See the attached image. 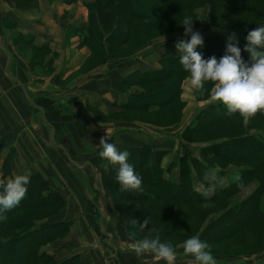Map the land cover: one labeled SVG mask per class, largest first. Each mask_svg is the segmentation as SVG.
<instances>
[{
	"label": "trees",
	"instance_id": "1",
	"mask_svg": "<svg viewBox=\"0 0 264 264\" xmlns=\"http://www.w3.org/2000/svg\"><path fill=\"white\" fill-rule=\"evenodd\" d=\"M141 5L140 0H94L85 5L88 21L80 34L79 46L87 47L90 54L83 71L106 58L132 54L163 35L185 31L181 24L186 16L192 18L193 28L196 27L200 19L198 10L205 7L208 25L217 32L203 36V47L197 51L204 59L215 56L219 60L228 43L224 33L238 31L233 43L241 49L242 59L250 64V55L244 51L246 36L264 26V0H149V10ZM75 32L71 30L69 34ZM124 47L127 51L121 53L119 49ZM175 53L161 52L159 67L136 69L121 77L126 101L120 105L122 112L107 118L118 119L115 116L121 115L120 119L134 122L129 114L137 113L150 118L149 122L134 119L138 123L158 127L179 124L186 105L182 84L189 74L179 63L180 53ZM43 58L34 55L31 61ZM212 87L206 82L202 92L194 91L195 99L208 100ZM65 99L69 102L72 97ZM101 119L105 121L106 116ZM180 136L185 142L184 154H179L166 170L161 167L167 155L165 150H154L148 144L117 148L129 152V163L142 177L140 192L120 191L115 169L109 166L105 170L107 161L98 151L97 160L107 175L109 195L128 234L142 230L140 239L158 235L161 242L169 241L175 250L194 235L210 246L231 243L238 249L234 253L211 249L217 260L232 261L252 253L251 250L264 248V114L250 119L239 114L229 116L221 104L213 102L199 111ZM203 141L208 144L195 149L198 155H189V146ZM15 156V149L10 148L2 160L0 179L11 174V160ZM172 168L176 169V181L165 176ZM213 173L215 180L211 178ZM26 175L30 179L26 197L4 214L7 219L0 220V264H53V256L41 253L40 249L66 236L72 222L59 220L65 206L62 194L39 172ZM236 176L241 178L243 187L238 186ZM223 177L228 178V183L221 187L219 180ZM195 183L211 189V193L197 192ZM250 187L252 191L238 198ZM211 214L214 216L201 227ZM148 218V226L142 229L140 225ZM153 228L155 232L151 231ZM131 239L138 240L133 236ZM58 264L80 263L74 255Z\"/></svg>",
	"mask_w": 264,
	"mask_h": 264
},
{
	"label": "crops",
	"instance_id": "2",
	"mask_svg": "<svg viewBox=\"0 0 264 264\" xmlns=\"http://www.w3.org/2000/svg\"><path fill=\"white\" fill-rule=\"evenodd\" d=\"M93 1L0 0V178L2 160L10 148L15 149L16 156L11 160V174L4 180L15 176L18 153L27 149V147L23 146V143H27L28 139L23 141L21 136L28 137L32 135L26 128V125H32V121L35 119L29 108L33 101L27 97V93L34 97V87L42 90L41 94L44 97H42L40 102H42L43 107L48 105V102L52 103L50 108L48 106V109H52L53 115L60 120L61 112L56 111L55 104L61 105L62 98H65L66 94L63 91L67 88L65 79L70 80L72 77V72L70 71L62 74L60 72L62 68L60 67L71 58L70 56H82L79 64L75 66V69L80 71L82 81H79L78 85L73 81L72 87H68V90L72 89L71 91L75 93L70 94V97L74 96L80 102L83 97L82 99L86 102L85 106H83L84 115L91 114L96 125L100 123L97 115L100 112V114L104 113L103 116H106L108 124L115 126V124H136V122H126L123 119L107 118L110 114L122 112L120 105L126 101V96L122 93L120 87V78L136 69L151 70L159 67L157 61L161 52L173 50L176 52L175 54L178 53L175 48L177 40L172 43H163V40L174 38L173 35H166L152 40L148 45L137 49L132 54H126L119 58H106L83 71V66L90 51L85 46L80 47L79 41L80 34L83 28L87 26L88 21L85 5ZM202 16L198 24H201L202 19L205 21L204 23H208L207 17L204 15L202 18ZM71 30L77 32L69 34ZM176 36L190 40L189 37L184 36V33ZM34 55H43L44 58L41 59L42 61L40 59L31 61ZM64 56L68 57L64 58ZM104 62L106 69L97 71L98 68H102ZM114 62L118 65L114 66ZM48 71H50L49 76H44L43 74ZM37 73L41 74V77ZM37 76L39 79L36 78ZM184 86L191 90V98L195 103L204 104V106L208 105V100L211 97L206 101H197L188 79L182 84V93ZM55 88H57V91H54L56 93L54 96H57V98L50 99L51 97L48 96L51 95L48 93L51 90H55ZM74 97H72V100H75ZM204 106L201 107L203 108ZM201 109L198 110L196 115ZM186 112L187 103L183 109L180 123L173 126L158 127L147 123H138L147 127L149 134L153 135L145 139L141 144H148L154 150H165L167 152L161 163V167L164 170L176 158L173 156L174 158L170 159L175 145L166 142L161 145L158 141L161 140L160 136L164 134L168 136L175 128L186 126L193 122L195 117L186 125L183 123ZM40 113H43L42 109ZM47 117H49V114H47ZM75 117L76 120H79V114H76ZM154 130L157 131V134L152 133ZM162 130L168 132H162ZM180 134L181 131L178 137L185 144ZM29 138L32 143L33 136ZM174 138L177 137L174 136ZM31 147L28 151H30ZM29 157L27 155L20 156V160L25 159V165H32ZM29 172L33 171H25L24 175ZM41 175L64 197L65 206L59 220L72 222V226L66 236L40 249L41 253L53 256V264H58L74 255L78 256L80 264H142L141 255H136L132 250V245L135 241L128 243L122 235L120 228L125 226V221L116 209L112 207V200L109 194L104 192V195H107L111 201L110 211L113 212L114 209L118 213V219L123 221V225L119 223L120 228L118 229L112 228L109 217L102 212L100 207L95 206L98 203L96 200L99 198L97 196L99 193L92 186V181L88 182L84 179L83 182L78 181L75 183L71 181L73 186L69 187V189L71 188L70 190H65L58 188L49 178L43 174ZM166 175L167 173H165ZM168 175L171 176L173 181L177 180L175 168H172ZM173 175L174 177H172ZM225 179L228 180V178ZM245 192L242 193V197L246 196L244 195ZM85 204L89 205V209L82 207ZM99 226L102 228H99ZM105 226L106 228H103ZM115 230L117 236L113 234ZM182 248L183 244L179 249ZM186 263L195 264L192 259L186 261Z\"/></svg>",
	"mask_w": 264,
	"mask_h": 264
},
{
	"label": "rangeland",
	"instance_id": "3",
	"mask_svg": "<svg viewBox=\"0 0 264 264\" xmlns=\"http://www.w3.org/2000/svg\"><path fill=\"white\" fill-rule=\"evenodd\" d=\"M141 6L144 7L145 10H149V0H140ZM208 9L207 7L203 9L198 10V14L202 18L204 15L207 17ZM205 21L202 19L201 24H197L196 27L193 28L194 31L199 32L202 36L211 35L217 32L214 28L209 27L208 23H204ZM255 28V27H253ZM168 30V29H165ZM184 33L183 32H175L170 33L166 35H173L174 38H168L166 40H163L164 42H174L178 39H182L180 35ZM235 33V36H238V31H226L224 34H227L225 36V39L228 40L229 36L231 34ZM223 34V33H219ZM163 35V36H166ZM190 38V37H189ZM161 43V42H160ZM159 43V44H160ZM131 50V49H130ZM119 51L121 53H124L127 51V48H120ZM70 56V55H68ZM64 56V58L68 57ZM71 58L67 61H65L64 65L61 66V73L65 74L66 72L70 71L72 72L71 79H65L66 82V90L63 91L65 94V97H69L70 94H75L73 91L68 90V87H72L73 81L75 83H79V81H82V77L80 76V71L75 69V66L79 64V61L81 60L80 55L78 56H70ZM74 57V58H73ZM73 58V59H72ZM72 59V62H71ZM70 61V62H69ZM102 62V61H101ZM66 64V66H65ZM118 65L116 62H114V66ZM100 67V66H99ZM109 67V66H108ZM58 68V70H60ZM105 70V62L102 64V68H98L97 71ZM109 69V68H108ZM96 71V72H97ZM50 71L44 73L43 75L49 76ZM54 73V72H53ZM39 77H41V74L37 73ZM36 77L39 79V77ZM78 85V84H77ZM192 89V87H191ZM54 91H57V88L55 90H51L48 94H50V99L57 98V96H54L56 93ZM62 92V94H64ZM42 93V90L39 88L34 87L33 95L26 94L28 98H31V105L29 108L32 111V115L35 119L32 121V125H26L28 132L32 135L27 136H21V140L24 141V139H28L27 143H23V146L27 147L24 152L18 153V161H16V167H15V175H24L25 171H33V172H39L49 178L51 182L60 189L70 190L69 187L73 186L71 181H74L75 183L78 181H82L83 179L85 181H92L93 187L96 188V191L99 193L97 198L95 206H98L102 209V212L106 214V216L109 217L110 224L112 228L118 229L120 228L119 223H122L123 221L119 220L117 216V212L110 211L111 203L109 197L107 195H104V192L106 194H109V190L107 187V175L105 174L100 161L97 160V154L99 149V142L102 137H107L106 142L108 143H114L117 148L121 146H132V145H138L141 144L145 139L150 138L153 136L152 134H149V131L147 127L139 125L137 120H144V121H150L149 116L145 114H137V113H130V118L134 122H137L136 124H130V125H122V124H115V126H112L111 124H108L105 121L101 119L102 115L104 113L100 114V112L97 113L100 119V123L96 125L95 121L92 119L91 114L84 115V107L86 102L84 99L81 98L80 100H77L76 97L75 100H67L65 98H62L63 101L60 104H55L56 111H60V120L53 115V110L48 109L51 107L52 103H47L45 107H43L42 97H44ZM183 99L187 103V112L185 116V120L183 123L185 125L192 121V119L196 116V113L199 109H201V106H204V104H197L195 103L191 98V90L186 88L184 86L183 88ZM69 95V96H68ZM53 97V98H52ZM212 99L208 100L209 103H213ZM41 109L43 110V113L41 112ZM84 110V111H83ZM49 111V112H48ZM47 114H49V117H47ZM79 114V120H76L75 115ZM39 117V118H38ZM121 115H116L115 118H118L119 120ZM91 120H90V119ZM25 121V120H24ZM94 121V122H93ZM102 123V124H101ZM120 123V122H115ZM193 123V122H192ZM33 126V127H32ZM187 126V125H186ZM186 126H180L177 127L171 132L168 136L164 134L163 136H160L159 144L163 145L165 142L169 144H174L175 148L174 151H172V157H177L179 154L182 153L183 150H185L183 146H185L184 143L181 142V140L178 137V134L180 133L181 129ZM81 129V130H79ZM162 132H168L166 130H162ZM153 134H157V131H153ZM161 135V134H160ZM33 136V142L31 143V140L29 137ZM176 136L177 138H174ZM4 138V137H3ZM22 143V142H21ZM195 145H192V147L189 146V155L197 156L198 152L195 150L199 146H205L208 143L207 142H197L194 143ZM32 145V147H31ZM194 146V147H193ZM31 147L30 151L29 148ZM193 149V150H192ZM174 154V155H173ZM30 156V162L32 165H25V159L20 160V156ZM173 157V158H174ZM231 172H234L235 170L231 169ZM229 173V170H228ZM171 178V176L166 175ZM174 177V175L172 176ZM226 177H223L219 180V184L221 187H224L227 185L228 180L225 179ZM172 179V178H171ZM227 180V181H225ZM81 183V182H80ZM195 190L197 192H201L203 194H209L211 193V189L204 188L199 183H195L194 185ZM246 192L244 195H247L250 191H252V188L250 187L248 190H245ZM243 193V192H242ZM241 193V194H242ZM243 196L240 195L238 198H241ZM94 203V201H93ZM111 203V204H110ZM86 209H89V205L82 206ZM114 207V205L112 206ZM129 207V205H127ZM214 215L207 216V218L204 220V222L200 225L201 227L204 226V224L212 218ZM99 228H102L99 226ZM103 228H106L103 227ZM125 232H124V230ZM121 229L122 235L126 242L133 243V239H131V236L140 239L142 234V230H137L132 232L133 234H128V232L125 229V226ZM115 236V233H113ZM166 242V241H165ZM169 242V241H168ZM183 243L177 246L176 249H179L180 246H182ZM227 245V246H225ZM212 250H217L221 252H237L238 249L232 246L230 243H224L223 245H216V246H210ZM225 250V251H224ZM252 253L248 252L245 255H241L240 257L236 258L232 261L227 260H217V264H264V248H260L257 250H251ZM176 260L175 264H187L186 261H189L192 259L195 264L196 261L193 257L189 255H185L183 248L179 249L176 252ZM141 263L142 264H165L163 260H159L154 254L148 253L141 255Z\"/></svg>",
	"mask_w": 264,
	"mask_h": 264
},
{
	"label": "clouds",
	"instance_id": "4",
	"mask_svg": "<svg viewBox=\"0 0 264 264\" xmlns=\"http://www.w3.org/2000/svg\"><path fill=\"white\" fill-rule=\"evenodd\" d=\"M194 21L186 16L181 26L187 39H178L175 48L180 53L179 63L188 73L187 79L194 91L202 92L206 82H210L211 99L221 104L227 115L239 114L244 119H250L258 114H264V26H258L248 32L244 51L250 55V64L242 59L241 49L233 41L235 33L228 38L226 53L219 59L212 56L204 59L197 48L203 47L204 40L199 32L193 30ZM102 137L99 142V155L107 161L105 170L111 166L116 171V181L120 191L140 192L142 177L137 174L134 166L129 163V152L120 151L114 143L106 142ZM209 174H205V179ZM211 178L216 179L213 173ZM240 182L239 176L235 177ZM30 179L27 175H15L7 180L0 179V220H5L8 211L19 206L28 193L27 185ZM243 187V183H238ZM135 223V222H134ZM149 218L140 227L148 226ZM152 232L156 230L151 229ZM136 255L154 254L165 264H175L176 250L170 242H161L155 238L138 239L132 245ZM185 255L194 258L196 264H217L210 245L202 241L199 236H192L183 242Z\"/></svg>",
	"mask_w": 264,
	"mask_h": 264
}]
</instances>
